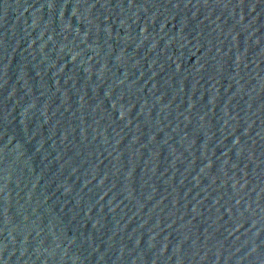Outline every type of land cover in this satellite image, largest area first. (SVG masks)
I'll use <instances>...</instances> for the list:
<instances>
[{
    "label": "water",
    "instance_id": "obj_1",
    "mask_svg": "<svg viewBox=\"0 0 264 264\" xmlns=\"http://www.w3.org/2000/svg\"><path fill=\"white\" fill-rule=\"evenodd\" d=\"M0 264H264V0H0Z\"/></svg>",
    "mask_w": 264,
    "mask_h": 264
}]
</instances>
